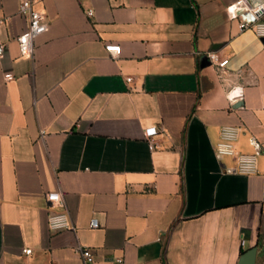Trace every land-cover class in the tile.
<instances>
[{
    "label": "crops",
    "instance_id": "obj_1",
    "mask_svg": "<svg viewBox=\"0 0 264 264\" xmlns=\"http://www.w3.org/2000/svg\"><path fill=\"white\" fill-rule=\"evenodd\" d=\"M33 1L48 28L23 57L20 0H0V264H82L79 245L96 264H239L254 247L264 264V41L240 28L252 15L236 0ZM211 50L229 58L222 76ZM230 125L237 153L260 144L255 173L217 158ZM53 191L70 228L49 226Z\"/></svg>",
    "mask_w": 264,
    "mask_h": 264
},
{
    "label": "built area",
    "instance_id": "obj_2",
    "mask_svg": "<svg viewBox=\"0 0 264 264\" xmlns=\"http://www.w3.org/2000/svg\"><path fill=\"white\" fill-rule=\"evenodd\" d=\"M236 6L252 15L251 19L242 20L240 22V28L246 29L251 28L255 33L264 38V4L252 5L249 0H236ZM19 14L25 16L28 20V27L17 36V41L19 44L20 54L23 57H31L35 51V39L44 33L48 28V16L45 11L39 10L35 7L33 0H20L19 2ZM89 15L93 14L92 10H89ZM233 17V15L231 14ZM6 41H4L0 36V59L5 55ZM106 50L112 57H116L121 51L120 44H109L106 45ZM209 58L213 65L216 66L219 75L222 76L225 68L228 65L229 58L222 57L217 50H211L209 52ZM6 80H12L14 74H5ZM128 81L132 80V77L127 78ZM231 99L241 98L243 96L242 89L229 91ZM239 128L236 126H225L222 129V142H220L216 147V156L218 159H223L227 156H232L237 160V166L231 171L239 172L243 174H252L257 171L258 155L261 152V146L258 143L256 145V151L253 153H237L235 149L234 141L237 138ZM158 129L153 126L146 129V135L150 139L152 136L156 135ZM149 146L154 149L157 143L152 139L149 140ZM47 200L52 205L61 206L62 209L55 211L49 216V226L53 230H61L65 228H70L71 222L67 210L63 206L62 194L59 191H53L47 193ZM99 225L98 219L93 218L91 220V227H97ZM244 243V241H242ZM26 254L32 252L31 248L24 250ZM77 251L81 255L82 264H96L95 257L92 249L88 246L79 245ZM55 264V263H51ZM115 264H124L121 257L116 259Z\"/></svg>",
    "mask_w": 264,
    "mask_h": 264
},
{
    "label": "water",
    "instance_id": "obj_3",
    "mask_svg": "<svg viewBox=\"0 0 264 264\" xmlns=\"http://www.w3.org/2000/svg\"><path fill=\"white\" fill-rule=\"evenodd\" d=\"M264 41V38H263ZM257 252V248H252L248 253H246L241 260L239 261V264H255V255Z\"/></svg>",
    "mask_w": 264,
    "mask_h": 264
}]
</instances>
